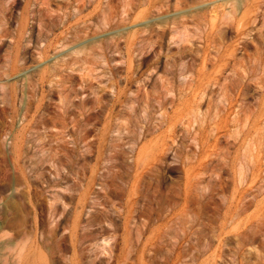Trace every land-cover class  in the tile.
<instances>
[{"label": "rangeland", "instance_id": "374dc122", "mask_svg": "<svg viewBox=\"0 0 264 264\" xmlns=\"http://www.w3.org/2000/svg\"><path fill=\"white\" fill-rule=\"evenodd\" d=\"M105 1L0 0V264H264V23L183 15L184 53L167 35L127 71L123 39L85 47Z\"/></svg>", "mask_w": 264, "mask_h": 264}, {"label": "bare ground", "instance_id": "6f19581e", "mask_svg": "<svg viewBox=\"0 0 264 264\" xmlns=\"http://www.w3.org/2000/svg\"><path fill=\"white\" fill-rule=\"evenodd\" d=\"M78 1V0H77ZM117 1H119V4H121V6L120 7H122L121 8V11H122V14L123 15H117L118 13H117V8L118 7H115V4L113 5V3H112V0H106L105 1V10L106 11H104V10H102V12L104 13L103 15H102V17L99 19L100 20V23L98 24V27L96 26V24H97V22H95V19L97 18L98 19V17H100V16H91V18H90V20H91V22H92V24L95 26V27H97V28H99V29H101V30H103V28H104V30H103V33L102 34H95V29H93L95 32H94V34H92V36L90 37V40H89V44H88V42H86L87 44L85 45V47L88 45H92L93 46V44L94 43H97L98 41H100L101 39H100V37L101 36H106V38L108 39V41H111L112 43H114L115 44V46H116V49L114 50L113 49V51H112V54H121V48L118 46V43H117V41H119V40H121V39H123V44H124V48H123V50H125L124 51V55H125V59L124 60H128V64H127V71H128V69L129 70H131L130 69V66H129V63L131 62V59L133 58V55L135 54V52L136 53H138V54H140V53H142L144 50H146L147 51V48H150V49H152V51H155V46H159L160 47V45L162 44V41L164 40V38H165V36H167L168 35V37L170 36V40H172V39H174L175 40V38L178 36V35H180L181 33H184L185 31H187L188 32V30H187V23L185 22V21H182L183 19H186L187 20V18H185V16H183V15H199V14H197V11H201L203 14H200V15H209L210 16V18H209V20H208V25H209V28H208V32H209V30H213L214 28H216L217 30H218V28L221 26V25H226V31L227 32H231V33H235V34H237V35H244L245 33H246V31H248L249 30V28H248V25L250 24V23H252V24H254L257 20H258V22H263L264 23V21H263V18L261 17L262 15H264V0H159V1H157V0H148V2L151 4V7L152 8H154V10L153 11H149L146 15L144 14V15H140L138 18H136L137 17V15H136V17H133V15H129V12H130V10H131V8L133 7V6H135V2L137 1V0H117ZM100 3V2H99ZM32 4H33V2H32ZM95 4H96V2H95ZM97 4H98V2H97ZM99 5V4H98ZM187 5H189L188 7H185V6H187ZM8 6V5H7ZM100 6V5H99ZM98 6V7H99ZM101 6H102V4H101ZM119 6V5H118ZM182 6H184L183 8H182ZM97 7V8H98ZM150 7V6H149ZM151 7L149 8V9H151ZM178 7L179 8H182V9H180V10H178ZM101 8V7H100ZM122 9H124V10H122ZM7 10V9H6ZM26 10V9H25ZM95 11H96V9H94ZM99 10V9H98ZM97 10V11H98ZM27 11V10H26ZM157 12L158 13V15H153V13L152 12ZM3 12V11H2ZM28 12V11H27ZM198 12V13H199ZM200 12V13H201ZM13 13V12H12ZM22 13V12H21ZM94 13V12H93ZM27 14H29V13H27ZM5 15V14H4ZM69 15V14H68ZM214 15V16H213ZM217 15H224V16H226V18L224 17H220V18H217L218 16ZM237 15H240V16H237ZM26 16V15H25ZM75 16V15H74ZM79 16V15H78ZM213 16V17H212ZM217 16V17H216ZM23 17V16H22ZM54 17V16H53ZM58 18H60V17H62V16H57ZM84 17V16H83ZM187 17V16H186ZM26 18V17H25ZM27 18H28V16H27ZM26 18V19H27ZM57 18V19H58ZM88 18V17H87ZM200 18H201V20H204V18H203V16L201 17L200 16ZM203 18V19H202ZM25 19V20H26ZM51 19V18H50ZM52 19H54V18H52ZM76 19H79V18H75L74 19V21L76 22H79L80 20H76ZM81 19V18H80ZM139 19V20H138ZM197 19V18H196ZM226 19V20H225ZM2 20V19H1ZM56 20V19H55ZM54 20V21H55ZM198 20V19H197ZM27 21H29V20H27ZM44 21V20H43ZM61 21V20H60ZM73 21V22H74ZM87 20H85V22H86ZM98 21V20H97ZM84 22V21H83ZM83 22H81L82 24H83ZM88 22H89V20H88ZM196 22H198V21H196L195 20V23ZM206 22V21H205ZM26 24V23H25ZM35 24V23H34ZM70 24V23H69ZM81 24V25H82ZM100 24L101 25H103V27L102 28H100L99 26H100ZM197 24V23H196ZM23 25V24H22ZM66 25V24H65ZM75 25H76V23H75ZM88 25V24H87ZM200 25V24H199ZM198 24L197 25H195V26H199ZM205 25V24H204ZM4 27V25H1V27ZM9 26V25H8ZM41 26V25H40ZM74 26V25H73ZM77 26V25H76ZM84 26V25H83ZM88 26H90V25H88ZM136 26H141L142 28H144V31H145V29H146V32L148 31V33L146 34L145 32H143L141 29V31L144 33H140L136 28L134 29V27H136ZM206 27H207V22H206V25H205ZM204 26V28H206ZM38 27V26H37ZM85 27H86V24H85ZM22 28V27H21ZM77 29H79L78 27H76ZM87 28V27H86ZM90 28H91V26H90ZM90 28H87L88 29V31H90L91 29ZM96 28V29H97ZM19 29V28H18ZM84 29V28H83ZM68 30V29H67ZM75 30V29H74ZM80 30H82V29H80ZM184 31V32H180V31ZM219 30H221V29H219ZM7 31V30H6ZM78 32L77 33H79L80 31L79 30H77ZM85 31V30H84ZM211 31H210V34H211ZM22 32V31H21ZM64 32V31H63ZM83 32V31H82ZM208 32H206V33H208ZM213 32H216V31H213ZM38 33H40L39 31H38ZM64 33H66V32H64ZM81 33V32H80ZM205 33V34H206ZM69 34V33H68ZM75 34H76V32H75ZM152 34H154L153 35V37L155 38L154 40H152ZM72 35V34H71ZM88 35H90V34H88ZM175 35H177L176 37H175ZM208 35V34H207ZM184 36H186V35H184ZM181 37V38H179V37H177V38H179V39H177L179 42H182V43H179L177 40H176V43L175 42H173V43H175V45L177 44L180 48V54L182 53H184V51H185V49H186V46H184L183 44L185 43L184 41H188V39H184V38H186V37ZM246 36V35H245ZM77 37V36H76ZM205 37H206V35H205ZM204 37V39L206 40L207 39V37L205 38ZM247 37H249V36H247ZM2 38H3V36H2ZM184 39V41H183V39ZM20 39V38H19ZM89 39V38H88ZM100 39V40H99ZM42 40V39H41ZM63 40H64V38H63ZM55 41V40H54ZM59 40H56V42L55 43H59L58 42ZM61 41V40H60ZM106 41V40H105ZM122 41V40H121ZM173 41V40H172ZM171 41V42H172ZM237 41H239V42H237L238 43V45H237V47L239 46H242L245 42L244 41H241V39L240 40H237ZM62 42V41H61ZM60 42V43H61ZM107 42V41H106ZM120 42V41H119ZM1 43V42H0ZM54 43V42H53ZM100 43V42H99ZM105 43V42H104ZM103 43V44H104ZM107 43H110V42H107ZM236 43V44H237ZM47 45V44H46ZM44 46L43 48H41V55L42 54H44V52H45V50H46V48H47V46ZM56 45H58V44H56ZM61 45V44H60ZM83 45V44H82ZM109 45V44H108ZM107 45V46H108ZM163 45V44H162ZM52 46V45H51ZM111 46H112V44H111ZM114 46V45H113ZM112 46V47H113ZM117 46L120 48H117ZM65 47V46H64ZM94 47V46H93ZM98 47V46H97ZM104 47V46H103ZM235 47V46H234ZM107 48V47H106ZM113 48H115V47H113ZM241 48V47H240ZM245 48V47H244ZM49 49V48H48ZM110 49V48H109ZM161 49H162V46L160 47V52H159V50H158V56H159V53H161ZM164 49V48H163ZM233 49V48H232ZM239 49V48H238ZM234 50V49H233ZM233 50H230L231 52H233ZM240 50V49H239ZM241 50H243V49H241ZM110 51V52H111ZM150 51V50H149ZM238 51V50H237ZM244 51V50H243ZM39 52V51H38ZM39 52V53H40ZM148 52V51H147ZM151 52V51H150ZM230 52V53H231ZM19 53V52H18ZM155 54V53H154ZM96 55V54H95ZM96 56H100V55H96ZM116 56V55H115ZM157 56V55H156ZM103 57V56H102ZM136 57V56H135ZM18 59V58H17ZM184 60V59H183ZM127 62V61H126ZM185 62V61H184ZM222 62V61H221ZM227 62H229V61H227ZM183 63V62H182ZM188 63V62H187ZM186 63V64H187ZM224 63V62H223ZM226 63V62H225ZM131 64V63H130ZM185 63H183V65H184ZM66 65V64H65ZM70 65V64H69ZM68 65V66H69ZM74 63H72L71 64V66H69L70 67V70H69V68H66L65 70L67 71V70H69V72H74L73 70L75 69H73V67H74ZM170 65V64H169ZM182 65V64H181ZM204 65V64H203ZM132 66V65H131ZM187 66V65H186ZM63 67H64V65H63ZM176 67V66H175ZM181 67V66H180ZM170 72L169 73H171V74H173L175 71L173 70V64H171L170 65ZM186 68V67H185ZM184 68V69H185ZM222 68V67H221ZM135 69V68H134ZM1 70V69H0ZM12 70V69H11ZM64 70V71H65ZM76 70V69H75ZM154 70V69H153ZM167 70V69H166ZM219 70V69H218ZM168 71V70H167ZM181 71V70H180ZM183 71V70H182ZM130 72V71H129ZM218 72V71H217ZM2 73H3V71H2ZM45 73V72H44ZM65 73V72H64ZM64 73H62V74H64ZM168 73V72H167ZM168 73V75H171V74H169ZM69 74V73H68ZM126 74H128V73H126ZM131 74H133V73H131ZM215 74H218V73H216L215 72ZM59 75H61L60 74V72H59ZM4 76V75H3ZM61 76H63V75H61ZM131 76V75H130ZM134 76H135V74H134ZM155 77H156V80L158 79L159 81H160V87H161V89H163V91L164 92H161L160 93V95H162V96H164V94H169V92H170V90L171 89H173V85H171V81L172 80H170L171 78H167V77H165L164 78V76L162 77V76H160V74H158V73H155V75H154ZM167 76V75H166ZM151 77V76H150ZM155 77H151L150 78V80L151 79H153L154 78V80H155ZM58 78H59V76H58ZM128 79H130V78H128V75H126L125 76V81H126V83H128L127 82V80ZM45 80V79H44ZM132 80V79H131ZM131 80H129L130 82H132ZM213 80H214V77H213ZM142 81V80H141ZM152 81V80H151ZM158 81V82H159ZM216 82H217V80H216ZM215 82V83H216ZM212 84V85H211ZM210 84V86H213L214 85V83H211ZM114 85V84H113ZM216 85V84H215ZM145 86V85H144ZM209 86V87H210ZM120 87V86H119ZM215 87V86H214ZM211 88V87H210ZM210 88H209V90H210ZM205 90V89H204ZM214 91L216 90V88L215 89H213ZM118 92L116 93L115 92V99H114V103L113 104H116V103H118V102H120L121 100V98L122 97H125V91H124V89L122 88V90H121V88H120V90L118 89L117 90ZM141 91V90H140ZM201 91H203V90H201ZM211 91V90H210ZM209 91V92H210ZM213 91V92H214ZM131 92V91H130ZM208 92V93H209ZM212 92V91H211ZM211 92H210V94H211ZM128 93V92H127ZM137 93H139V89H137ZM137 93H135V94H137ZM142 93V92H141ZM133 95H134V93H132ZM203 95L204 93H200V95ZM138 95V94H137ZM136 95V96H137ZM145 96L146 97H148L146 94H145ZM137 97H139V96H137ZM196 97V96H195ZM134 98H136L135 96H134ZM133 98V99H134ZM163 98V97H162ZM167 98H169V97H167ZM70 99V98H69ZM130 99V98H129ZM125 102H126V100H124ZM130 101V100H129ZM133 100H131V103H133V102H136V99H134V101L132 102ZM98 103V102H97ZM96 103V104H97ZM127 103V102H126ZM130 103V104H131ZM125 104V103H124ZM128 104H129V102H128ZM127 104V105H128ZM136 104V103H135ZM126 105V106H127ZM131 105H133V104H131ZM84 106V105H83ZM88 108V107H87ZM93 108V107H92ZM91 108V109H92ZM123 108V107H122ZM122 110V109H121ZM130 110V109H129ZM89 111V110H88ZM85 112V111H84ZM86 113V112H85ZM109 113V112H108ZM81 114H82V112H81ZM88 115H91V114H88ZM87 115V116H88ZM87 119V118H86ZM88 121H87V123H90V125H91V121H89L90 119H89V116H88V119H87ZM148 127L147 126H145V130H148L147 129ZM83 138V137H82ZM90 145V144H89ZM88 145V146H89ZM90 147V146H89Z\"/></svg>", "mask_w": 264, "mask_h": 264}]
</instances>
